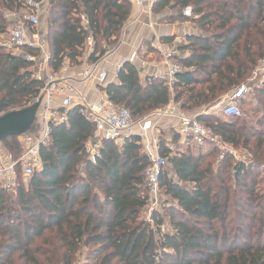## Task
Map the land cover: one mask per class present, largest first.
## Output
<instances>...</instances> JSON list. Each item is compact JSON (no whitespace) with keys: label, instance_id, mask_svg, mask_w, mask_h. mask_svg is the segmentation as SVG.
I'll list each match as a JSON object with an SVG mask.
<instances>
[{"label":"trees","instance_id":"trees-1","mask_svg":"<svg viewBox=\"0 0 264 264\" xmlns=\"http://www.w3.org/2000/svg\"><path fill=\"white\" fill-rule=\"evenodd\" d=\"M25 1L0 0V37ZM43 4L48 65L55 72L63 64L98 63L117 46L132 13L129 0ZM186 8L187 19L181 14ZM166 9L179 11L176 20H189L197 30L182 44L188 56L176 59L184 71L171 84L142 81L135 65L124 62L115 81L98 88L135 122L170 101L187 113L217 104L264 61V0H156L152 7L154 14ZM87 37L93 40L89 55ZM32 67L0 46V116L30 107L39 96L44 83ZM247 88L237 101L239 117H196L223 144L247 152L235 168L229 158L214 169L216 148L210 145L206 152L173 133L171 150L158 138V155L167 159L159 178L166 201L163 214L150 218L155 228L141 218L149 164L142 140L134 135L120 146L105 142L91 165L85 144L93 125L78 108L69 110L67 122L51 127L50 142L39 151L40 170L19 178L12 193L0 188V264H76L83 250L82 264H264V195L255 190L264 166V85L255 81ZM20 136L0 144L17 155ZM164 221L170 233L161 231ZM248 224L253 234L245 231Z\"/></svg>","mask_w":264,"mask_h":264},{"label":"built area","instance_id":"built-area-1","mask_svg":"<svg viewBox=\"0 0 264 264\" xmlns=\"http://www.w3.org/2000/svg\"><path fill=\"white\" fill-rule=\"evenodd\" d=\"M43 0H26L23 3V9L19 13H13L12 22L18 21L16 25L6 33L5 39L1 41L0 46L14 48V55L21 56L26 62L36 63L35 57L40 53L48 62V54L45 49V43L40 38L39 30L41 29V16L44 10ZM153 0H136L135 6L150 9ZM184 15L190 16V9L184 10ZM93 48L91 37L86 38V55H89ZM30 50L32 54L27 51ZM41 50V51H40ZM111 53V52H110ZM105 56L96 64L90 65L86 71L79 72L76 77L83 80L94 82L98 88L105 87L108 84V72L105 69H99L98 64L106 58ZM164 66L166 73L159 77L164 79L168 84L173 83L175 76L184 71L178 65L176 59L168 54L164 57ZM122 65V64H121ZM119 65L114 74L120 69ZM143 65V64H142ZM36 66L34 72H36ZM67 70L66 64L59 69L60 74ZM50 73L44 83L39 96L34 103L40 100V112L33 127L19 137L20 152L14 153L6 151L0 144V188L10 191L14 190L19 178L28 180L31 175L41 168L39 151L46 147L50 142L51 127L62 125L67 122V112L73 108H78L79 114L83 116L90 124L93 125L92 138L85 144L86 160L91 165H95L99 157L100 149L103 143L113 142L115 144L123 143L131 136H138L144 145V152L149 159V164L144 170L145 189L147 192V206L153 209L156 199L160 194L159 178L167 165V159L158 155L157 143L158 138L147 137L148 132L154 130L150 119L144 118L135 125L129 112L121 107L110 103L102 94L99 100L89 102L84 95L78 92L72 85L58 75ZM57 72V71H56ZM67 76V75H66ZM41 80L39 77L34 76ZM64 79L63 85L58 81ZM60 84V85H59ZM248 92L245 85L237 87L231 94L221 99L220 105L223 104L221 114L225 118H237L240 116V110L237 101ZM61 95L63 97L60 106H54V97ZM33 103V104H34ZM159 118H173L178 120L177 134L182 139L190 138L196 145L216 146L221 140L211 129L199 123L196 117L179 109L173 101L153 113ZM167 148L171 149L166 145Z\"/></svg>","mask_w":264,"mask_h":264},{"label":"crops","instance_id":"crops-1","mask_svg":"<svg viewBox=\"0 0 264 264\" xmlns=\"http://www.w3.org/2000/svg\"><path fill=\"white\" fill-rule=\"evenodd\" d=\"M129 1L132 4V13L127 25L122 31L119 42L111 53L97 66L99 69L107 70L108 83L115 81L116 75L114 72L124 62H130L135 65L142 81L148 77L159 78L164 76L166 73L163 61L164 57L171 54L174 59L186 58L188 53L182 51V44L185 42L186 37L197 32L196 27L189 20H184L183 22L176 20L180 17L179 11L177 10L166 9V11L162 12L163 14L159 15L153 13V5L150 9L146 6L138 8L135 6L136 0ZM155 1L153 0V4ZM183 12L181 14L187 19L188 17ZM172 18L174 21L169 23L167 19ZM164 39H170L171 41L164 43ZM150 49L157 53H151L149 51ZM89 66L86 62H83L81 66L77 67H70L66 64L67 70L64 74H60L59 70L55 73L58 75V79L64 75V79H67L89 102H94L102 97L98 86L94 82L76 77L77 73L86 71ZM47 68L49 70L48 75L54 73L49 65ZM64 79L58 82L63 85ZM62 100L63 97L61 95H56L54 97V106H60ZM219 105L220 102L209 107H203L189 114L194 117L213 114L225 120L226 118L222 116L221 112L220 114L217 113ZM149 119L154 126V130L148 132L147 137H164L166 145L172 148L170 142L172 134H177L178 120L173 118H159L153 115V113L147 118V120ZM179 139L180 143L184 140L180 137ZM121 144L119 143L117 145L120 146ZM202 148L207 152L208 148L206 149L204 146Z\"/></svg>","mask_w":264,"mask_h":264},{"label":"rangeland","instance_id":"rangeland-1","mask_svg":"<svg viewBox=\"0 0 264 264\" xmlns=\"http://www.w3.org/2000/svg\"><path fill=\"white\" fill-rule=\"evenodd\" d=\"M44 6H45L44 8L46 10V4ZM161 14H163V13H160L159 15H161ZM40 19H41L40 21H41L42 25L40 26L41 29L39 30V34H40V38L45 43V49H46V45H47L46 41H45V39H46V14H45L44 10L42 12V16ZM12 20H13L12 17L9 16V18H8L9 24L7 27V32L12 28V25H16L18 23V21L15 20L14 22H12ZM0 39H1V41L3 39H5V35L1 36ZM6 51L11 53V54H15V52H16V50L12 47L6 48ZM35 61H36V63H33V67H32L33 75L36 77H39L43 81V83H46V81L49 77V75L47 74V73H49V70L47 68L48 62L47 63L45 62V57L41 56L40 53L35 57ZM35 66L37 67L36 72H34ZM255 81L259 85H264V61L259 63L257 69L255 70V72L252 75V78L247 83H243L241 85H245V86L249 87L251 85V83H253ZM222 108H223V104L219 105L217 113L220 114V112L222 111ZM39 112H40V110H38V114H39ZM38 114H37V116H38ZM249 116H250V118H253V119L258 117L257 114H250ZM148 117H150V116H147V118ZM35 122H37V121L35 120ZM134 123H135V125H137L138 122L134 121ZM170 146H172V145L170 144ZM204 147L206 149L208 148L209 150L211 149L207 145H204ZM212 147L216 148L214 157L210 161L212 163L211 166L214 169L219 165L221 166L223 164V162L229 158L232 159L231 160V168L233 169L237 165V162L240 161V159H245L248 157L246 151H244L242 149H233L232 147H230L226 144H223L222 142H220L218 145H216V146L214 145ZM171 150H174L173 147ZM255 190L257 192H259L260 195H262V196L264 195V166L261 167L258 185L256 186ZM12 191L13 190L10 189L11 193H12ZM165 201H166V197L163 195L162 190H161L159 196L156 199L155 207L153 209H151L150 207H146L141 213V218L144 219L146 222L150 223V225L153 228H155V226H154L153 222H151L150 218L152 217V215L154 213H159V214L162 213L163 214L161 207ZM250 227H251V225L248 224V226L245 228V231H247V233L249 232V234H253L255 232V230L250 229ZM161 231H164L167 233L171 232L170 228L167 226L165 221L163 222V225H161ZM84 254H86L85 250H83V252L81 253L80 257L78 258V262L76 264H82L84 262V257H85Z\"/></svg>","mask_w":264,"mask_h":264},{"label":"water","instance_id":"water-1","mask_svg":"<svg viewBox=\"0 0 264 264\" xmlns=\"http://www.w3.org/2000/svg\"><path fill=\"white\" fill-rule=\"evenodd\" d=\"M40 100L30 107L0 116V143L9 137L26 134L34 125Z\"/></svg>","mask_w":264,"mask_h":264}]
</instances>
